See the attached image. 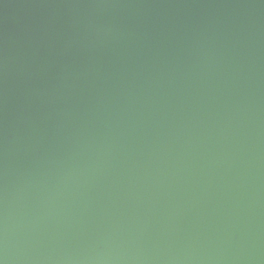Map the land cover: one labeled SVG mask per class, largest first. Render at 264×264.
Masks as SVG:
<instances>
[{"label": "water", "instance_id": "obj_1", "mask_svg": "<svg viewBox=\"0 0 264 264\" xmlns=\"http://www.w3.org/2000/svg\"><path fill=\"white\" fill-rule=\"evenodd\" d=\"M0 264H264V0H0Z\"/></svg>", "mask_w": 264, "mask_h": 264}]
</instances>
